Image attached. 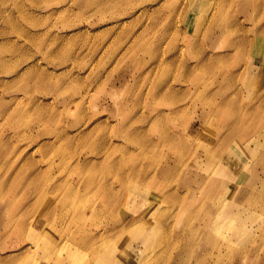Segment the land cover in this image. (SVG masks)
Returning <instances> with one entry per match:
<instances>
[{
    "label": "rangeland",
    "instance_id": "rangeland-1",
    "mask_svg": "<svg viewBox=\"0 0 264 264\" xmlns=\"http://www.w3.org/2000/svg\"><path fill=\"white\" fill-rule=\"evenodd\" d=\"M206 1L0 0V232L28 215L4 264H126L128 246L129 264H242L239 246L264 264V0ZM31 161L42 191L28 193ZM210 179L225 184L218 200L201 189ZM138 208L231 250L156 260L158 228L143 246L114 232L78 249Z\"/></svg>",
    "mask_w": 264,
    "mask_h": 264
},
{
    "label": "bare ground",
    "instance_id": "bare-ground-1",
    "mask_svg": "<svg viewBox=\"0 0 264 264\" xmlns=\"http://www.w3.org/2000/svg\"><path fill=\"white\" fill-rule=\"evenodd\" d=\"M214 3V8L215 10L219 7V0H207L204 4V6L206 5H211ZM191 5V3H190ZM207 7V6H206ZM0 64H11V59L7 58V57H0ZM27 69V68H26ZM25 72H23L18 78H23L24 76H26V74L24 75ZM31 75H33V73L27 75L28 77H30ZM19 80V79H18ZM44 83V82H43ZM167 142H169V139L166 140ZM46 151V149L44 150ZM28 169L31 170V178L29 183L23 188V190L25 192L31 193L33 191L36 190H41L42 191V187H40V183H41V177L39 175V171H37V164L33 161L28 162ZM238 181V176L236 177V179L233 182H237ZM222 183V184H221ZM186 186V185H184ZM219 186V188H218ZM225 184H223V182H221L219 180V182L210 179L208 182L207 180L205 182H202V187L201 189L204 190V192L207 195V199L208 200H218L219 199V191L222 189V187H224ZM54 191H59L60 189V185H58L57 187L55 186ZM184 192L182 193V195L184 197H188L189 194H191L192 190H190V188L187 186L186 188L183 189ZM68 196H71L70 193H67ZM244 195L247 196H259V194L252 192V190H245L244 192L241 191L240 196L244 197ZM139 196V195H137ZM76 197V196H74ZM138 198V197H137ZM137 200V199H136ZM135 200V201H136ZM187 202H183L182 206H184ZM51 209H49L50 211ZM262 211H264V208H262ZM150 215V212L148 211V209L143 210L141 208L135 209L131 212V214L129 215V217L127 218V221L124 222L123 224L117 225V229L115 230H109V228L107 227V225H105L104 227H102L101 232L97 233L96 235H93L92 238H90L87 242H80L78 244V249H83V248H87V247H91L92 250L99 247H102V244L105 245V243H103V241L105 240V237H109V233H114V232H119L118 233V237H114V238H119L120 236H122L121 234L123 233L127 239L129 240L128 242L133 243L134 240H140L143 244L146 243V241H150L153 237L152 235L154 234V231L158 228L161 231L166 230L167 231V235L169 238V242L164 243L163 245H165V247L162 249V251L158 254H156V260L162 259L166 254H168V258H170L171 256L175 259L178 258L179 255L177 256V252H180V250L182 252L187 253L189 256H193L195 252L200 251L201 253H203V250L206 248V246L210 245L211 246V250H216L217 249V255L214 257L216 259V262L219 261V259L226 255L230 250H231V242L228 238L223 237L222 234H215V233H210L207 231H203L197 235H195V237H193V239H190L188 237V233L190 232V226L188 224H183L181 222V220L175 221L174 223H170V221L168 220H160L159 218L157 219V224L153 223L151 221L148 220V216ZM84 216H78L77 215V219H75V221L79 222L81 225L83 224V221H85V219H83ZM147 218V219H145ZM28 219V215L26 210H24L23 212H21V214L18 217V221L16 220V225L14 227V229H18L16 228L18 223L22 221H25ZM137 222H144L142 224H144L145 226L140 225ZM216 223L215 222H202L201 224H199V226L202 228H213L214 225ZM177 225H181V226H177ZM13 229V230H14ZM37 226L34 225L32 230H37ZM11 229H9L8 233L5 232H0V250L7 248V243L14 241H17V244H21L23 243V241H25V237H21L18 234H14L12 233ZM122 230H126L125 233ZM80 231H84V228L80 227ZM63 239H67L68 234H69V226L67 225L65 228V231H63ZM121 232V233H120ZM264 239V235L261 236ZM240 239V237H238ZM253 238V237H252ZM126 239V238H124ZM250 239V238H249ZM246 240L247 243H249L250 245H254L253 242L251 240ZM59 239H57V244L55 245V251L60 252L61 249H65L67 247V240H65L64 242ZM139 241L138 244H141ZM220 242V243H219ZM212 244V245H211ZM219 245V247H218ZM105 247V246H104ZM133 247H126V249H128V252L126 254L125 257L129 256L128 261L126 262V264H129L130 261L132 260L131 258V253H133ZM221 248H223V253H221ZM49 247H42L41 248V252L42 254H45L48 251ZM112 251H116L115 248H111ZM243 249V250H241ZM239 251V258L242 262V264L249 262V264L255 263L256 257H254V259H252V256H254L255 254L253 253H257V249L256 248H250V249H245L242 248L241 246L238 247ZM51 253V250L50 252ZM48 253V254H49ZM77 253V251H72V257H74V255ZM253 254V255H252ZM98 256V254L96 255V257ZM210 256V255H209ZM7 258H9V256H5L2 259H0V264H4L5 260H7ZM238 258V259H239ZM133 262V261H132ZM164 262V261H163ZM71 264H79L78 260L72 261ZM98 264H104V262H102V260H99ZM119 264V263H116ZM164 264H183L181 261L178 263L175 261L170 262L169 260H166Z\"/></svg>",
    "mask_w": 264,
    "mask_h": 264
}]
</instances>
